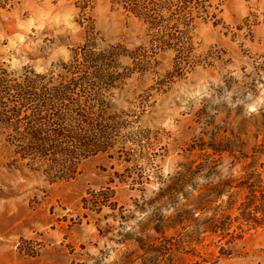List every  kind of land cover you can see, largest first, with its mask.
<instances>
[{"label":"rangeland","instance_id":"1","mask_svg":"<svg viewBox=\"0 0 264 264\" xmlns=\"http://www.w3.org/2000/svg\"><path fill=\"white\" fill-rule=\"evenodd\" d=\"M3 1V67L61 75L90 41L119 81L114 151L74 179L50 182L0 132V264H264V3L236 22L193 0L179 65L111 0Z\"/></svg>","mask_w":264,"mask_h":264},{"label":"trees","instance_id":"2","mask_svg":"<svg viewBox=\"0 0 264 264\" xmlns=\"http://www.w3.org/2000/svg\"><path fill=\"white\" fill-rule=\"evenodd\" d=\"M192 1L111 0L154 33L151 49L177 52L179 65L193 59V21L180 30L174 16L186 13ZM197 1L207 18H215L210 15L215 9L210 0ZM173 31L178 34L177 43L170 38ZM140 50L129 56L136 61ZM115 60L113 49L99 51L89 41L73 50L68 63L61 64V75L54 71L39 74L25 67L9 71L0 64V132L6 135L14 157L55 183L74 179L85 160L114 151L117 118L109 115L111 101L103 91L119 81Z\"/></svg>","mask_w":264,"mask_h":264},{"label":"crops","instance_id":"3","mask_svg":"<svg viewBox=\"0 0 264 264\" xmlns=\"http://www.w3.org/2000/svg\"><path fill=\"white\" fill-rule=\"evenodd\" d=\"M210 2L214 7L223 9V13L233 15L232 19L238 22L249 13L251 7L264 3V0H210Z\"/></svg>","mask_w":264,"mask_h":264}]
</instances>
